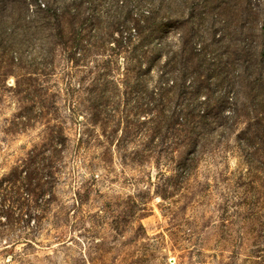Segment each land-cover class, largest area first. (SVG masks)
<instances>
[{
  "label": "rangeland",
  "instance_id": "1",
  "mask_svg": "<svg viewBox=\"0 0 264 264\" xmlns=\"http://www.w3.org/2000/svg\"><path fill=\"white\" fill-rule=\"evenodd\" d=\"M0 264H264V0H0Z\"/></svg>",
  "mask_w": 264,
  "mask_h": 264
}]
</instances>
